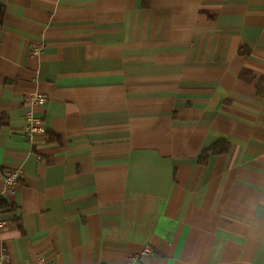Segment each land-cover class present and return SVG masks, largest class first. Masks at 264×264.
Segmentation results:
<instances>
[{
	"label": "crops",
	"instance_id": "obj_1",
	"mask_svg": "<svg viewBox=\"0 0 264 264\" xmlns=\"http://www.w3.org/2000/svg\"><path fill=\"white\" fill-rule=\"evenodd\" d=\"M0 6L6 264H264V0Z\"/></svg>",
	"mask_w": 264,
	"mask_h": 264
},
{
	"label": "built area",
	"instance_id": "obj_2",
	"mask_svg": "<svg viewBox=\"0 0 264 264\" xmlns=\"http://www.w3.org/2000/svg\"><path fill=\"white\" fill-rule=\"evenodd\" d=\"M26 101L31 104L32 106H42L46 103L45 96L41 94H31L28 95L26 98ZM27 127H26V134L27 136L33 138L34 136L39 135L42 132V125L38 120H35L33 117H29L27 119ZM21 171L19 170H13L8 171L4 174V181L8 187L14 186L21 178ZM9 222L7 220H4L0 217V234L1 232L8 226ZM150 255V251L146 250L142 253L143 257H147ZM133 260V258L131 259ZM8 261L7 255L4 253L0 254V264H6ZM37 264H46V261L44 259H39Z\"/></svg>",
	"mask_w": 264,
	"mask_h": 264
},
{
	"label": "trees",
	"instance_id": "obj_3",
	"mask_svg": "<svg viewBox=\"0 0 264 264\" xmlns=\"http://www.w3.org/2000/svg\"><path fill=\"white\" fill-rule=\"evenodd\" d=\"M0 13L1 14H3L4 13V11H3V8L0 6ZM213 150L214 151H216V149L215 148H213ZM203 159V157L201 158V160ZM3 206V204H2V202L0 201V207H2Z\"/></svg>",
	"mask_w": 264,
	"mask_h": 264
}]
</instances>
